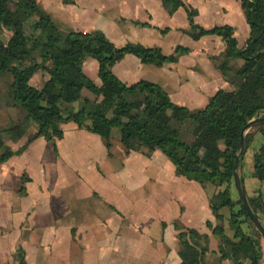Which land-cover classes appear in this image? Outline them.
<instances>
[{
    "label": "crops",
    "instance_id": "1",
    "mask_svg": "<svg viewBox=\"0 0 264 264\" xmlns=\"http://www.w3.org/2000/svg\"><path fill=\"white\" fill-rule=\"evenodd\" d=\"M38 1L61 27L102 29L116 45L136 41L160 46L166 54L174 53L178 45L189 48L162 65L126 53L112 69L127 83L142 78L155 81L173 101L191 109L205 106L219 88L234 87L216 65L215 56L226 47L224 39L215 33L192 37L182 5L169 12L162 0ZM185 1L197 9L195 22L206 28L230 24L238 45L246 44L251 27L240 0ZM174 31L185 42L172 40ZM167 39L172 43L166 49ZM243 61L231 59L237 67ZM83 68L101 82L96 58L88 56ZM47 76L39 70L31 81L41 87ZM82 95L96 97L87 88ZM73 105L78 107V100ZM62 126L64 135L57 140V149L52 141L37 136L0 164V264H19V249L24 250L27 264H180L179 232L187 227L209 235L207 264H234L229 258L220 259V236L213 231L220 220L210 202L226 183L203 184L178 173L159 148L127 151L118 127L112 129L108 147L100 134L75 121ZM37 130L33 123L26 135L8 142L17 149ZM248 130L254 136L244 149L238 172L246 193L254 194L263 188L253 171L264 135L257 126ZM230 188L237 199L236 185ZM230 211L228 206L221 209L226 233L233 236Z\"/></svg>",
    "mask_w": 264,
    "mask_h": 264
},
{
    "label": "trees",
    "instance_id": "2",
    "mask_svg": "<svg viewBox=\"0 0 264 264\" xmlns=\"http://www.w3.org/2000/svg\"><path fill=\"white\" fill-rule=\"evenodd\" d=\"M162 1L169 12L177 5L186 8L192 37L215 33L226 43L223 59L216 65L234 87L219 88L201 108L191 109L173 101L168 91L155 81L142 78L127 83L112 69L126 53L162 65L188 51V47L178 45L174 53L166 54L160 46L136 41L116 45L102 29L61 27L38 0H0V77L8 82L0 103L5 99L9 106L24 109L22 119L0 129V164L37 136L52 141L57 149V140L64 135L62 125L68 121L100 134L108 147L112 145V129L118 127L127 151L159 148L174 162L178 173L203 184L226 183L224 189L210 198L214 214L220 220L213 227L220 236V259L229 258L234 264H262L261 232L242 199L232 196L230 187L234 184L242 128L253 117L264 116V0H240L251 27V35L241 47L232 25L206 28L195 22L197 9L185 0ZM5 30L10 31L8 37L4 36ZM88 56L99 62L100 83L84 71L83 63ZM238 57L244 61L233 69L229 60ZM39 70L48 73L41 87L31 81ZM84 88L96 97L82 95ZM74 100H78V107L73 105ZM187 120L191 126L184 132ZM33 123L38 126L36 134L14 149L8 140L22 138ZM253 126L264 135V120ZM187 134L192 138L188 139ZM253 136L251 130L245 133V148ZM253 175L262 180L263 188L247 197L260 218V213L264 214V141L255 153ZM224 206L231 210L228 221L233 236L226 233L221 212ZM207 224L213 226L210 220ZM179 237L180 264H207V233L187 227L179 232ZM17 257L19 264H27L23 249L18 250Z\"/></svg>",
    "mask_w": 264,
    "mask_h": 264
},
{
    "label": "rangeland",
    "instance_id": "3",
    "mask_svg": "<svg viewBox=\"0 0 264 264\" xmlns=\"http://www.w3.org/2000/svg\"><path fill=\"white\" fill-rule=\"evenodd\" d=\"M27 28H28V31L31 30L30 28V25L28 24L27 25ZM10 35V31L8 30H5L4 32V36L5 37H8ZM188 36V35H187ZM170 37L172 38V40H174L176 43L178 42H185L184 38H181V36L179 35V33H177V31H174L173 33H171ZM172 40L171 39H167V43L164 44L165 48H169L170 44L172 43ZM185 44V43H184ZM222 54V53H221ZM221 54H219L218 58L216 57L215 60L216 61H220L221 59H223V57L221 56ZM221 56V57H220ZM231 59L233 58H230L229 60V64L232 66L233 69H236L237 66H235V64H232L231 63ZM7 86H8V82L3 79L2 77H0V87H1V90H0V95H3V93L6 91L7 89ZM5 90V91H4ZM2 97V96H1ZM23 108L21 107H18V106H14V105H11L9 106L6 102L5 99H3L0 103V129H3L5 127H7L8 125H10L11 123H14L20 119L23 118ZM191 121L190 120H187L185 122V124L183 125V129H184V132L188 131V129L190 128L191 126ZM188 139H191V135L190 134H187L186 136ZM223 147V146H222ZM235 184V183H234ZM239 194V192H238ZM238 198H241L240 195H238ZM260 218H261V221L262 223L264 224V214L263 213H260ZM255 224V223H254ZM256 226V224H255ZM257 227V226H256ZM258 229V228H257ZM259 230V229H258ZM260 231V230H259ZM262 236V234H261ZM261 240H262V246H263V250H264V238L263 236L261 237ZM262 264H264V256H263V260H262Z\"/></svg>",
    "mask_w": 264,
    "mask_h": 264
},
{
    "label": "water",
    "instance_id": "4",
    "mask_svg": "<svg viewBox=\"0 0 264 264\" xmlns=\"http://www.w3.org/2000/svg\"><path fill=\"white\" fill-rule=\"evenodd\" d=\"M264 120V116H256L253 117L251 120H249L242 128V137L240 140V151L237 153L236 156V164H235V170H234V183L236 185V188L239 192V195L243 201L244 206L246 207L250 218L253 220V222L256 224L257 228L260 230L263 238H264V224L262 223V221L260 220V218L254 213L253 209L250 206V203L248 201V197H247V193L246 190L242 184V179L239 175L238 172V166L240 164V159H241V155L244 152L245 149V138L244 135L246 133V130L252 126L253 124H255L258 121Z\"/></svg>",
    "mask_w": 264,
    "mask_h": 264
}]
</instances>
